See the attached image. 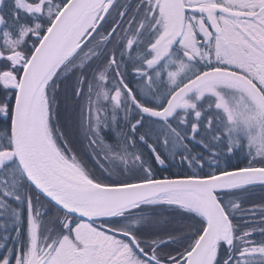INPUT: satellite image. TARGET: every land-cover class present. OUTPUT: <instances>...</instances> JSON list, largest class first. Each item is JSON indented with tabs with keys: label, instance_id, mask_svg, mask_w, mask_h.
<instances>
[{
	"label": "snow or ice",
	"instance_id": "obj_1",
	"mask_svg": "<svg viewBox=\"0 0 264 264\" xmlns=\"http://www.w3.org/2000/svg\"><path fill=\"white\" fill-rule=\"evenodd\" d=\"M256 188L264 0H0V264H264Z\"/></svg>",
	"mask_w": 264,
	"mask_h": 264
},
{
	"label": "trees",
	"instance_id": "obj_2",
	"mask_svg": "<svg viewBox=\"0 0 264 264\" xmlns=\"http://www.w3.org/2000/svg\"><path fill=\"white\" fill-rule=\"evenodd\" d=\"M233 164H237L239 163L240 166H244V164L247 163L246 159L244 158L243 155H241L239 157V159H236V158H233ZM179 169L177 168H172V169H169L168 171L171 172V171H177ZM264 197V191H262L260 188H256L253 192V195H252V199L259 202L261 200V198Z\"/></svg>",
	"mask_w": 264,
	"mask_h": 264
}]
</instances>
